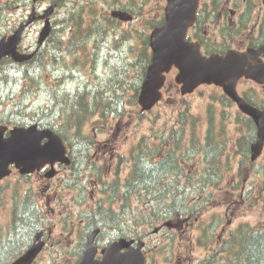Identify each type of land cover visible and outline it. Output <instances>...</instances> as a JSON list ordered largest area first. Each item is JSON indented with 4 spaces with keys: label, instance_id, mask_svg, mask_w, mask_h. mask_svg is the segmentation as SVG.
<instances>
[{
    "label": "rangeland",
    "instance_id": "obj_1",
    "mask_svg": "<svg viewBox=\"0 0 264 264\" xmlns=\"http://www.w3.org/2000/svg\"><path fill=\"white\" fill-rule=\"evenodd\" d=\"M5 1L9 8L2 13L0 35L5 31L8 32V28L11 31L14 30L25 16L29 15V18L34 16L31 14V0H0L1 3ZM89 1L63 0L53 15V36L60 29L67 31L66 26L61 23L70 12L82 10L85 25L90 20L88 14L96 15V19H100L106 27V37L97 48L89 43L85 49L79 50L76 54L61 51L59 56L63 63L56 67L51 63L43 75V81L49 90L56 86V90L61 91L80 84V82L77 83L80 81L78 78L84 81L89 80L92 84L103 81L112 86L116 94L120 96V99L113 98L114 102L108 118L99 122V115H95L83 127V133L93 137L88 149L90 155L86 154V158L89 157L87 167L94 160L96 163L94 167L97 169L101 167V169L91 168V170L82 165L76 172L77 175H72L68 168L56 167L57 173L52 179H47L40 173L20 176L14 170L0 183L2 186L0 195L5 200L0 205V236L3 230H7L6 226L11 219L13 189H17L19 194L30 191L33 195L35 194L43 215L44 222L41 224L45 223L42 234L46 247L36 264L77 263L74 252L78 250L82 240L81 234L85 230L82 223V221L85 222L84 215L94 209L96 202L103 196L100 184H96L100 172L107 183L113 179L116 180L117 172L119 181L122 183L131 169V162L125 160L130 157L132 148L144 139L145 142L147 140L149 144L155 145L158 142L155 135L167 133L168 129L177 123L179 114L182 111L185 113L187 109L198 121L200 136L207 135V125L211 122L214 126L217 125L214 133L218 127H222L218 134L224 133L225 137L223 155L220 160L221 176L214 177L215 186L207 183L204 185L200 178L202 170L210 165L208 161H205L204 156L194 155L189 159L184 158L185 174H193L194 177V182L190 186L193 193L192 196L189 195L190 201L206 203L207 209L197 216L179 217V220L175 217L162 218L153 226H149L142 222L149 219L148 209L152 206L154 208L155 204L132 198L122 213L121 222L124 228L129 226L134 228L135 232L143 237L142 240L146 242L147 248L153 249L147 264H196L206 257L211 249L218 245V242L227 237L228 231L236 226L242 223L251 226L264 224V150L255 162H251L249 158L245 159L243 146H247L252 131L246 126L248 123L241 120V113L237 106L228 102L223 97L221 89L214 86L205 85L190 95L181 96L179 86L174 81V71L167 76L161 102L154 109L140 116L138 93L134 98L133 85L139 82L142 40L149 35L152 25L159 20L152 16L151 11L159 3L157 0H148L149 3L146 0L143 5L140 0ZM89 3L92 9L88 7ZM115 6L132 13L134 19L120 24L108 22L106 18ZM45 9H47L45 4L37 8L40 12ZM43 25H36L27 31V40L32 44L37 40ZM68 34L64 33L66 37ZM76 59L80 67L74 69L76 71L74 80L63 82L62 78H58L61 71ZM118 63L120 68L124 67V71L119 74L122 75V80L119 78L120 85L110 80L109 66L116 67ZM238 88L240 91L246 88L250 92V99L264 103V86L248 82L246 87L239 85ZM23 90L25 85L21 82L17 86L1 87L0 112L22 113L26 119H30V116L34 118L33 112L39 106L42 108L51 106L50 99L48 100L46 93H43L41 89L27 98H24ZM74 146L76 147V143ZM204 146L206 148L207 145ZM119 156L123 157V161L116 168ZM240 162L242 169H240ZM170 182L173 183V179ZM79 186L82 187L81 190ZM134 218L140 222L137 224L135 220L133 221ZM167 222L171 225L168 226ZM205 224L215 227L214 243L210 240L212 233L208 234L209 229L203 232ZM72 226L80 232L78 234L71 232ZM112 230H115V233ZM116 233L117 227H111L107 233L100 235L98 244L105 245ZM200 238L203 239L202 242L199 241ZM11 263L12 260L8 264Z\"/></svg>",
    "mask_w": 264,
    "mask_h": 264
},
{
    "label": "trees",
    "instance_id": "obj_2",
    "mask_svg": "<svg viewBox=\"0 0 264 264\" xmlns=\"http://www.w3.org/2000/svg\"><path fill=\"white\" fill-rule=\"evenodd\" d=\"M90 5L91 3L88 4V7ZM7 7L9 6L5 2L0 8L4 10ZM82 13V10L70 12L61 23L66 26L67 31L60 29L53 36L50 49L47 47L40 49V53L27 63L20 65L10 59H4L0 62V88L11 85L17 86L21 82L25 85L24 98L41 89L43 93H46L51 103L49 108L39 106L33 112L35 113L34 118L30 116V119H26L22 113L0 112V126H25L30 122H37L42 128L52 129L67 144L72 160L68 170L72 175H77L76 172L82 165L88 169H97L94 167L96 164L94 160L87 167L89 157L86 158V154L90 155L88 149L93 137L85 135L83 127L95 115H99V122L108 118L109 112L112 110L113 98L120 99L114 88L103 81L92 84L89 80L84 81V79L78 78L80 81L77 83L80 82V84L62 91L56 90V86L51 90L45 86L43 75L47 72L49 65L52 63L56 67L63 63L59 56L61 51L76 54L79 50L85 49L89 43L97 48L106 37V27L100 22V19H96V15L88 14L90 20L85 25ZM106 19L109 22H114L109 18ZM65 32L70 33L67 38L64 35ZM5 33L7 32L5 31L3 34ZM142 47L141 70L138 74L139 82L137 85H133L134 98L139 92L141 81L150 62L147 35L142 40ZM65 53L64 55H66ZM77 60L67 64L65 66L67 68L64 69L65 71H61L58 78H62L63 82L73 81L74 73H76L74 69L80 67ZM112 67L109 66L111 70L110 80L120 85L122 75L119 74L124 71V67L120 68L119 63L116 64V67ZM138 114L143 115L140 112ZM179 115L177 123L171 126L167 133L155 135V139L158 141L155 145L149 144L147 140L145 142L144 139L143 142H139L132 148L130 157L125 160L131 162V169L122 183L119 181L117 172L115 173L116 180L113 179L108 183L100 172L96 184H100L103 196L96 202L94 209L85 213L86 226L84 232L100 228V233L103 234L107 233L111 227H117L116 235L111 237L109 241L123 237L142 239L141 234L136 233L134 228L131 226L124 228L123 222H121L122 213L132 198L155 204L154 208L152 206L148 209L149 219L146 218L147 221L142 222L149 226H153L162 218L175 217L179 220V217L197 216L207 209L206 203L190 201L189 195L192 196L193 194L190 186L194 182V177L193 174H185L184 158L189 159L194 155L204 156L205 161H208L210 165L202 170L200 178L204 185L207 183L215 186L214 177L219 178L221 176L220 160L225 143L224 133L218 134L222 127H218L214 133L217 125L214 126L208 122L207 135L200 137L197 119L187 109L185 113L182 111ZM241 120L247 122L248 124L245 123V125L252 131L250 141L247 146H243L245 148L243 149V156L247 159L256 129L251 120L245 117H241ZM74 143H76V147ZM203 143L207 145L206 148L202 145ZM121 161H123V157L119 156L116 168ZM98 169L100 170L101 167ZM240 169H242L241 162ZM171 179H173V183L170 182ZM78 188L82 189L81 186ZM11 199V219L6 226L7 230H3L2 236H0V264H8L18 257L31 244L34 234L45 225V223L41 224L44 222L43 215L38 207L35 194L33 195L30 191L19 194L17 189H13ZM4 201L0 195V205ZM134 220L137 224L140 222L135 218ZM185 224L188 223L185 222ZM134 225L136 226L135 223ZM209 227H211L209 224H205L203 232L209 229L208 234L212 233L210 240L214 243L213 231L215 227ZM112 231L115 233V230ZM202 240V238L199 239L200 242ZM196 264H264V224L251 226L242 223L236 226L233 230L228 231L227 237L218 242V245Z\"/></svg>",
    "mask_w": 264,
    "mask_h": 264
},
{
    "label": "water",
    "instance_id": "obj_3",
    "mask_svg": "<svg viewBox=\"0 0 264 264\" xmlns=\"http://www.w3.org/2000/svg\"><path fill=\"white\" fill-rule=\"evenodd\" d=\"M37 1L43 0H33L34 3ZM167 1L165 25L155 28L149 35L151 59L138 96L141 111L151 110L161 99L160 90L165 82V74L172 68L179 71L175 82L181 86L182 95L191 93L202 84L219 86L256 126L257 137L251 145V160L254 161L264 146V109L254 108L240 98L236 92V83L241 77H245L264 84V63L258 59L264 48L261 51L251 49L246 54L228 52L224 57L218 55L203 57L197 45L185 40L187 29L194 20L195 8L192 11L189 9L187 4L189 0ZM55 6L56 2L45 10L41 17H48ZM31 14L34 15V8ZM111 15L122 21L132 19L130 14L122 11H113ZM32 20L30 17L11 35L0 39V61L10 57L14 62L21 63L32 57V54L18 52L22 32ZM49 30L50 24L46 20L38 44L46 38ZM56 164L69 166L70 159L64 141L52 130L39 128L37 124L14 127L10 130L0 126V182L10 175L12 167L24 176L49 166L45 177L50 179L56 174L54 169ZM98 233L99 230L96 229L88 236L84 254L78 264H145L143 242L138 241L134 246V240L124 238L103 248L102 258L96 260L97 248L94 241ZM40 250L41 245L32 246L13 264H31Z\"/></svg>",
    "mask_w": 264,
    "mask_h": 264
},
{
    "label": "flooded vegetation",
    "instance_id": "obj_4",
    "mask_svg": "<svg viewBox=\"0 0 264 264\" xmlns=\"http://www.w3.org/2000/svg\"><path fill=\"white\" fill-rule=\"evenodd\" d=\"M45 0L43 2H38L35 5L32 3L31 9L35 6L36 9L41 4L48 6L53 2ZM58 1V0H57ZM60 1V0H59ZM146 0H143L145 2ZM159 5L153 7L151 13L155 18L161 19V23H164L166 17V9L168 7L167 0H157ZM32 2V0H31ZM45 2V3H44ZM149 3V1L147 0ZM191 11L195 8L194 11V20L190 27L187 30L186 40L192 44H195L199 47L200 52L205 57H210L211 55H218L224 57L228 52H237L246 54L248 50L261 51L264 48V5L263 0H189L187 3ZM44 10L41 12L38 10L34 14L33 21L25 28L21 42L18 45V51L20 53H31L35 52L34 56H37L40 53V49L47 47L51 44L53 38V15L50 17L51 31L47 36V39L44 41L42 47L37 49V40L32 44L31 41L27 40V31L33 28L36 25H43L44 19L41 18ZM3 11H0V16ZM28 16L22 18L18 25L25 23L28 19ZM27 17V18H26ZM17 25V27H18ZM16 29V28H15ZM14 29V30H15ZM11 32L2 34L0 38L8 36ZM38 39V36H37ZM25 44L27 46H25ZM33 56V57H34ZM258 59L264 62V51L261 52ZM27 62L20 63L23 65ZM175 75L178 74V70H174ZM248 82L254 83L247 79H241L239 85H245ZM260 86V85H259ZM264 86V85H263ZM254 87V86H253ZM252 88V87H251ZM252 89H250L251 91ZM239 94L245 98L250 104L260 106L258 103L253 102L249 98L250 92L243 88ZM41 171V173H43ZM81 222V221H80ZM85 229V222L82 221ZM85 231V230H84ZM81 234V242L78 250H76L75 255L77 257L82 255L84 251V234ZM71 232L78 234L80 231L76 229L75 226L71 227ZM39 241L44 244L42 251L36 257L32 264H36L41 253L46 247V241L43 238V235H40ZM146 246V256L151 254L152 249L147 248Z\"/></svg>",
    "mask_w": 264,
    "mask_h": 264
},
{
    "label": "bare ground",
    "instance_id": "obj_5",
    "mask_svg": "<svg viewBox=\"0 0 264 264\" xmlns=\"http://www.w3.org/2000/svg\"><path fill=\"white\" fill-rule=\"evenodd\" d=\"M58 74H59V73H58ZM58 74H57V75H58ZM55 80H56V79H55ZM59 86H60V85H59ZM66 89H67V88H66ZM58 91H59V90H58Z\"/></svg>",
    "mask_w": 264,
    "mask_h": 264
}]
</instances>
